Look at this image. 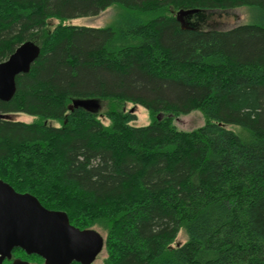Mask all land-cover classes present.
<instances>
[{
  "label": "trees",
  "instance_id": "trees-1",
  "mask_svg": "<svg viewBox=\"0 0 264 264\" xmlns=\"http://www.w3.org/2000/svg\"><path fill=\"white\" fill-rule=\"evenodd\" d=\"M112 5V26L47 29ZM241 6L252 22L227 31L172 14ZM36 37L39 57L0 101V114L36 117L0 119L1 181L76 228L102 227L101 264H264V0H0V62ZM74 99L114 102L110 124L69 111ZM125 102L151 123L131 125ZM194 109L205 124L178 131Z\"/></svg>",
  "mask_w": 264,
  "mask_h": 264
},
{
  "label": "water",
  "instance_id": "water-1",
  "mask_svg": "<svg viewBox=\"0 0 264 264\" xmlns=\"http://www.w3.org/2000/svg\"><path fill=\"white\" fill-rule=\"evenodd\" d=\"M198 10H179L175 19L182 29H193L183 23ZM41 48L34 42L20 44L6 60L0 62V101H9L16 91V77L30 71L40 55ZM80 108L97 114V99H74L69 111ZM0 114V119L6 118ZM103 238L95 230H80L70 225L68 217L60 211L44 208L28 193H17L0 180V264L10 260L12 251L20 249L34 255L44 264H92L102 251ZM11 264H29L14 259Z\"/></svg>",
  "mask_w": 264,
  "mask_h": 264
},
{
  "label": "rangeland",
  "instance_id": "rangeland-1",
  "mask_svg": "<svg viewBox=\"0 0 264 264\" xmlns=\"http://www.w3.org/2000/svg\"><path fill=\"white\" fill-rule=\"evenodd\" d=\"M122 11L121 7L118 5H112L106 8L104 11L100 12L96 16L92 17H82L71 19L65 22H60L55 19H49L47 22V29L51 30L58 24L63 25H72V26H80V27H88V28H106L112 26L115 22L117 16ZM178 11L172 12L173 16H176ZM253 11L248 6H241L232 9L226 10H205L200 11L198 13L192 14L188 18L182 17V21L184 24L188 26H193L199 30H209V31H227L233 29L235 27L250 24L252 22ZM31 42H34L39 47L41 46V37L34 38ZM98 100V99H97ZM100 109L96 115H98L99 121L104 125L108 126L110 123L105 118V114L111 109L114 102L111 100H99ZM121 110L125 112L131 111L135 116L136 120L131 123L133 126H146L151 123L152 118L150 117L149 112L139 106L134 105L129 102H125L121 105ZM6 118L3 120H11V121H19L24 123H32L36 120V117L28 116L23 113H8L6 114ZM164 115H162L163 117ZM50 126H59L58 123L54 121L47 122ZM205 124V118L199 110L194 109L190 113L186 115H179L177 118L173 119V125L178 131L190 132L202 127ZM227 129L238 131L234 126H226ZM90 229L95 230L100 234L103 238V241L106 236V231L98 226H91ZM186 236L184 231H180L176 240L172 244V247H175L177 244H182L186 241ZM15 257H18L22 260L28 261L30 264H44L41 258L37 256L27 257L24 253L16 252L14 253ZM105 248L102 249L99 255H97L94 260V264H101L105 259Z\"/></svg>",
  "mask_w": 264,
  "mask_h": 264
},
{
  "label": "flooded vegetation",
  "instance_id": "flooded-vegetation-1",
  "mask_svg": "<svg viewBox=\"0 0 264 264\" xmlns=\"http://www.w3.org/2000/svg\"><path fill=\"white\" fill-rule=\"evenodd\" d=\"M71 225V224H70ZM73 226V225H72ZM79 229V228H78ZM88 229H90V228H88ZM80 230H87V229H80ZM92 230V229H91ZM15 250V249H14ZM20 250V249H19ZM21 251V250H20ZM13 252V251H12ZM22 253H24L23 251H21ZM25 254V253H24ZM100 254V253H99ZM98 254V255H99ZM26 255V254H25ZM27 257H30V255H26ZM32 256V255H31ZM11 259V262H10V264L12 263V261L14 260V259H20V258H18V257H14V258H10ZM96 259V258H95ZM20 260H22V259H20ZM5 261H8V260H5ZM4 261V264H6V262ZM22 261H26V260H22ZM26 262H28V261H26ZM29 263V262H28ZM30 264V263H29Z\"/></svg>",
  "mask_w": 264,
  "mask_h": 264
}]
</instances>
